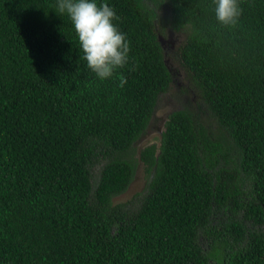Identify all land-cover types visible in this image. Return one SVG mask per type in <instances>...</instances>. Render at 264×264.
Segmentation results:
<instances>
[{"label":"trees","instance_id":"obj_1","mask_svg":"<svg viewBox=\"0 0 264 264\" xmlns=\"http://www.w3.org/2000/svg\"><path fill=\"white\" fill-rule=\"evenodd\" d=\"M96 3L130 45L105 80L57 0H0V264H264V0L227 27L214 0ZM166 28L207 115L171 110L139 149L142 188L115 202L171 82Z\"/></svg>","mask_w":264,"mask_h":264},{"label":"clouds","instance_id":"obj_2","mask_svg":"<svg viewBox=\"0 0 264 264\" xmlns=\"http://www.w3.org/2000/svg\"><path fill=\"white\" fill-rule=\"evenodd\" d=\"M216 20L224 26H235L242 14L239 0H214ZM56 12L66 14L74 26L82 59L100 80L113 76L128 61L130 45L126 34L113 23L119 16L107 3L96 0H57ZM126 79L121 77L120 86Z\"/></svg>","mask_w":264,"mask_h":264},{"label":"rangeland","instance_id":"obj_3","mask_svg":"<svg viewBox=\"0 0 264 264\" xmlns=\"http://www.w3.org/2000/svg\"><path fill=\"white\" fill-rule=\"evenodd\" d=\"M182 39L183 33L173 32L169 28H166V35H160L164 59L171 73V82L168 89L158 95L157 103L153 109L151 121L147 129L133 144L132 152L137 159L134 175L127 188L122 193L114 196L113 200L115 202L129 199L136 191L142 188L145 176L143 163L138 158L139 149L146 143L159 141L163 122L171 110L186 106L195 112L197 111V113H200L204 109L205 112L203 114L207 115L206 107L202 105V102H199L197 95L192 90L187 91V89H184L186 85L185 72L173 54ZM206 119H208L207 126L209 130H214L216 127L214 118L207 117ZM100 167L101 164L97 163L92 169L94 181L98 177Z\"/></svg>","mask_w":264,"mask_h":264},{"label":"water","instance_id":"obj_4","mask_svg":"<svg viewBox=\"0 0 264 264\" xmlns=\"http://www.w3.org/2000/svg\"><path fill=\"white\" fill-rule=\"evenodd\" d=\"M159 39H160V35H159ZM161 42V41H160Z\"/></svg>","mask_w":264,"mask_h":264}]
</instances>
